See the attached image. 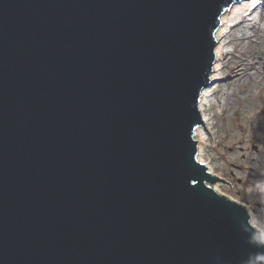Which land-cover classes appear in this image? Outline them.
Returning <instances> with one entry per match:
<instances>
[{"label": "water", "instance_id": "water-1", "mask_svg": "<svg viewBox=\"0 0 264 264\" xmlns=\"http://www.w3.org/2000/svg\"><path fill=\"white\" fill-rule=\"evenodd\" d=\"M239 1L0 0V264H264L194 138Z\"/></svg>", "mask_w": 264, "mask_h": 264}, {"label": "rangeland", "instance_id": "rangeland-1", "mask_svg": "<svg viewBox=\"0 0 264 264\" xmlns=\"http://www.w3.org/2000/svg\"><path fill=\"white\" fill-rule=\"evenodd\" d=\"M260 4L258 19L237 22L224 35L218 81L205 111L210 136L202 159L228 186L211 187L243 205L264 239V1ZM236 61L243 62L244 72L234 77Z\"/></svg>", "mask_w": 264, "mask_h": 264}, {"label": "bare ground", "instance_id": "bare-ground-1", "mask_svg": "<svg viewBox=\"0 0 264 264\" xmlns=\"http://www.w3.org/2000/svg\"><path fill=\"white\" fill-rule=\"evenodd\" d=\"M263 1L264 0H241L239 2L233 3L226 10L224 22L218 26V28L215 32V39H216L215 49H214L215 58H214L212 70L210 73L211 83L207 87L204 88L202 94L200 95L199 104H198V108L200 111L202 121H203L207 130L210 129L209 120L211 117L209 115H207L205 111H206L207 104L210 102L209 96H211L213 94L211 86L213 83L218 81V72L220 70L221 59L223 57V52L221 49L223 47L222 44L224 42L223 41L224 35L227 33V29H229L231 26L235 25V19L236 18H238V19L241 18L242 22L243 21H245V22L246 21H252L254 19L255 20L258 19L259 15H260L258 13V8L263 6L262 4H260L261 2L263 3ZM261 62L262 61L255 62V65H257V64L261 65L262 64ZM243 65H244L243 62H241V61H236V63H234V65H232L234 77L237 75L239 76L244 72ZM206 134H207V132L203 129V127L201 125L197 126V128L195 129L194 138L197 141V159L203 161V163L207 166V168L211 172V174L214 175L215 173L213 171L212 166L208 162H206L202 159V156H204L203 150H204V143L206 140ZM212 189H214V188L212 187ZM251 220L255 226L254 217H252ZM260 236H261V234H260Z\"/></svg>", "mask_w": 264, "mask_h": 264}]
</instances>
